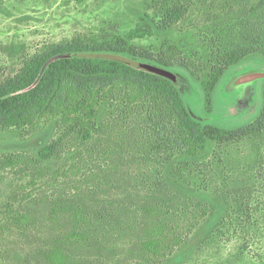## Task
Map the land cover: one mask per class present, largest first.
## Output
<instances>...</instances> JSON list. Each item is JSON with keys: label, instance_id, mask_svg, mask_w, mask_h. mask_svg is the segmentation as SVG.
<instances>
[{"label": "trees", "instance_id": "trees-1", "mask_svg": "<svg viewBox=\"0 0 264 264\" xmlns=\"http://www.w3.org/2000/svg\"><path fill=\"white\" fill-rule=\"evenodd\" d=\"M250 1L244 2L233 42L220 45L223 30H211L209 41L215 45L205 61L209 73L205 79L196 78L207 112L201 120L191 115L180 89L169 78L104 56L171 66L169 59L153 55L133 40L156 36L180 22L190 9L189 0H156L153 11H145L125 35L45 43L0 81L1 128L29 127L45 115H60L66 123L63 134L44 144L36 156L7 154L2 164L21 162L43 180L48 170L43 163L72 157V153L80 158L81 147L90 141H94L90 153L102 147V158H110L108 151L114 150L104 148L98 139L91 140L94 134L117 126L127 135V139L117 136L114 142L139 165L137 171L127 173L136 195L114 201L101 198L98 192H106L110 174L102 167L98 173L91 171L92 180L96 179L87 181V190L62 191L49 201L53 208L69 210L74 226L69 240L97 243L96 229L121 232L141 215L146 235L142 249L156 262L160 256L182 262L195 238L197 244L206 246L231 230L241 241L245 235L246 245L264 241V77L258 79V113L248 123L224 128L209 114L212 90L229 65L252 54L264 62V0ZM244 141L250 144L251 157L244 163L234 162L230 148ZM73 142L79 145L74 147ZM44 187L35 194L40 201L45 198L40 193ZM85 198L91 200L86 208L76 206ZM6 208L12 209L9 204ZM138 209L141 214H131ZM11 218L8 222L18 223L15 216ZM80 223L85 229H80ZM241 248L237 254L243 256ZM37 252L41 255L43 248ZM253 261L264 264V251Z\"/></svg>", "mask_w": 264, "mask_h": 264}, {"label": "rangeland", "instance_id": "rangeland-1", "mask_svg": "<svg viewBox=\"0 0 264 264\" xmlns=\"http://www.w3.org/2000/svg\"><path fill=\"white\" fill-rule=\"evenodd\" d=\"M155 1L0 0V81L15 73L23 58L45 43L80 37L97 41L113 35H125L140 22L145 11H153ZM256 1L251 0L248 4ZM244 2L189 0L190 9L180 22L156 36L133 40L153 55L169 59L173 62L171 66L161 67L120 55L104 56L169 78L180 89L191 115L201 120L207 112L203 90L196 78L205 79L209 73L205 61L215 45L209 41L211 30H223L220 45L233 42V34L240 28L238 23L245 11ZM260 75H264V62L257 54L224 70L211 93L209 114L216 124L235 128L257 115L261 97ZM65 125L60 115H45L29 127H0V264H258L253 259L264 251V241L246 245V236L242 235L241 241L240 235L232 230L225 238L206 246L197 244L198 237L195 238L188 248L191 253L182 262L166 261L171 257L163 256L156 262L142 249L141 243L146 235L145 219L141 215L136 220L131 219L121 232H114L109 227L96 229L93 237L97 243L69 240L74 227L69 210L53 208L49 201L62 191L87 190V181L92 180L90 172L98 173L99 167L110 174L106 192H98L101 198L114 201L126 195L134 197L136 194L127 173L132 169L137 171L139 165L114 142L119 135L127 139L117 126L105 129L99 135L96 133L91 139H98L104 148L114 150L112 153L108 151L110 158H102V147L90 153L94 145V141H90L89 146L81 147L80 158L77 153H72V157L68 155L67 158L43 163L48 166L43 180L21 162L15 166L2 164L7 154H25L29 159L36 156L44 144L63 134ZM238 144L234 149L233 146L230 148L229 155L234 162L244 163L251 157L250 144L248 141ZM78 145L76 142L72 144L74 147ZM104 151L106 153L107 150ZM41 185H45L40 191L45 198L40 201L35 194ZM90 202L85 198L76 206L86 208ZM7 204L12 209H7ZM86 212L91 213L90 209ZM136 212L141 214L139 209L131 214ZM87 214L84 216L89 219ZM14 216L18 223L8 222ZM79 226L85 229L84 224ZM41 247L43 253L39 255L37 250ZM240 247L243 256L237 254Z\"/></svg>", "mask_w": 264, "mask_h": 264}, {"label": "water", "instance_id": "water-1", "mask_svg": "<svg viewBox=\"0 0 264 264\" xmlns=\"http://www.w3.org/2000/svg\"><path fill=\"white\" fill-rule=\"evenodd\" d=\"M264 77V75H260L259 78Z\"/></svg>", "mask_w": 264, "mask_h": 264}]
</instances>
